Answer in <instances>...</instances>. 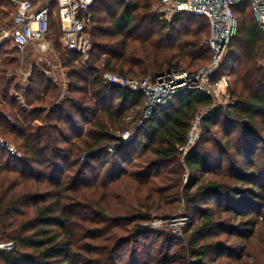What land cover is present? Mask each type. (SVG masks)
Masks as SVG:
<instances>
[{
  "label": "trees",
  "instance_id": "16d2710c",
  "mask_svg": "<svg viewBox=\"0 0 264 264\" xmlns=\"http://www.w3.org/2000/svg\"><path fill=\"white\" fill-rule=\"evenodd\" d=\"M158 1L95 0L86 67L77 54L62 49L57 6L50 4L48 36L59 47L67 75L62 98L59 84L31 63L24 103L19 102L11 94L15 82L8 72L19 66L20 51L7 42L0 45V135L17 147L14 156L0 150V234L14 244L13 250L0 252V264H83L78 259L86 255L82 246L109 230L113 246L86 264H166L173 260L168 258L171 240L155 259L158 240L150 235L157 232L141 231L139 222L152 219L148 213L171 218L177 209L172 204L181 200L189 221L198 217L176 251L181 262L245 264L252 259L257 264L246 248L252 231L245 226H264V149H258L264 143V67L259 64L264 32L248 2L233 6L238 25L219 72L234 77V103L226 105L231 112L219 107L208 114L199 139L183 155L180 148L195 114L211 105L208 95L183 89L136 128L144 96L103 79L105 71L142 79L195 70L210 61L211 52L203 46L207 19L187 13L159 19L152 11ZM14 11L10 0H0V26L10 25ZM25 50L35 56L33 47ZM128 130L132 137L121 141ZM185 174L189 179L183 183ZM122 184L132 187V195L112 208L113 189ZM130 223L133 227L125 230ZM116 225L124 229L113 232ZM122 231L126 236L116 239ZM222 232L228 238L236 233L245 243L230 246L228 240L213 239V233ZM126 244L124 261L118 249Z\"/></svg>",
  "mask_w": 264,
  "mask_h": 264
},
{
  "label": "built area",
  "instance_id": "2783aa9c",
  "mask_svg": "<svg viewBox=\"0 0 264 264\" xmlns=\"http://www.w3.org/2000/svg\"><path fill=\"white\" fill-rule=\"evenodd\" d=\"M10 1L15 4V11L10 25L0 26V45L7 42L20 52L28 46L33 47L36 55L34 63L43 64V66L46 64L47 66L43 68L44 74L59 83L55 69L60 65L58 67L53 62L57 56L54 43L48 36L50 15L54 13L50 4L55 3L62 49L68 54H77L80 65L87 66L92 48L91 8L95 0H46L41 4H33L29 0ZM243 2L249 3L258 27L264 32V0H159L152 8L159 19L170 21L179 13L203 16L207 19L210 33L203 41V46L211 52L210 61L192 71L169 70L155 76L147 75L142 79L126 78L109 71L103 73V79L106 82L127 87L132 92H138L144 96L145 116H149L157 107L169 104L174 94L183 89H196L211 98V105L198 110L191 122L185 144L180 148L183 155L199 138L198 128L208 114L219 107H224L231 112L226 105L234 103L230 91L233 76L219 74V72L227 57L228 46L236 29L233 6ZM259 64L264 67V59ZM60 69L65 72L63 68L60 67ZM62 82V85L66 84L65 80ZM141 122L142 119L137 122L136 128L143 124ZM121 137L123 141H127L132 137V133L129 130L124 131ZM0 150L11 156L17 154V147L1 135ZM107 150L111 153L114 151L112 148ZM81 159L84 161L85 155ZM13 249V242L4 240L0 234V252Z\"/></svg>",
  "mask_w": 264,
  "mask_h": 264
},
{
  "label": "rangeland",
  "instance_id": "374dc122",
  "mask_svg": "<svg viewBox=\"0 0 264 264\" xmlns=\"http://www.w3.org/2000/svg\"><path fill=\"white\" fill-rule=\"evenodd\" d=\"M236 16L238 18V13L236 14ZM237 25H238V20H236V29H237ZM236 29H235L234 35L236 34ZM209 33H210V26L208 27V36H209ZM55 43H54V47H55V51H56V56L57 57L55 58V61H53V62H55V64H57L58 67L60 65V67L63 68V63H62V60H61V57H60L61 56L60 55V50H59V47H57V44L55 46ZM27 52H28L27 50H23L22 52H20L21 55H20V53H18V56H19V67H20L21 71H25L24 67L30 68L31 67L30 66L31 63L35 62L34 60L36 58V55L35 56L32 55V54L27 55ZM23 64H24V67H23ZM40 65H43V64H38V65H35V66L39 67ZM44 66H47V65L44 64ZM40 67H42V66H40ZM60 67L56 68L55 71H56V76L59 79V83H58L59 84V88L61 89V91H60L61 94H60L59 98H62V96L64 95V90H65L66 85H67V75H66V72H63L60 69ZM63 70H64V68H63ZM188 71H192V70H188ZM232 78H233L232 80H234V77H232ZM63 80H65V82H66L65 85H62L63 84V82H62ZM232 84H233V81H232ZM152 113L153 112H151V114ZM149 116L148 115L145 116L144 109H143L142 110V116H141L142 117L141 118L142 119L141 124L144 123L145 121H147V119H149ZM201 124H200V126L198 128V131H197L198 135H200V132L202 130V127H201L202 125ZM220 124L221 123H219L218 127H220ZM215 129H217V127H215ZM129 132L132 133L133 131L130 130ZM218 133L219 132L217 131V134ZM122 134H121V136H122ZM218 135H220V134H218ZM7 140L15 145V143L12 140H10V139H7ZM123 140L124 139L121 137V141H123ZM258 149L259 150L264 149V143L260 142V144L258 145ZM224 162L225 163L227 162L225 164V167H226L227 164H228V161H227L226 157H225V161ZM96 163H97V161H96ZM239 166H241V165L239 164ZM260 166H261V168H264V166H262V163H260ZM248 171L251 172L252 170L249 169ZM212 177L214 179H219L220 178L218 175H212ZM188 179H189V175L185 174L184 178H183V183L188 181ZM225 180L229 181L228 178H225ZM95 192H96L97 198H99V196L102 193V189L97 187L95 189ZM130 195H132V187L131 186H127V185L122 184V185L114 188L113 189L112 201L110 203L112 205V208H115L116 207V203L121 201L122 198L128 197V196L130 197ZM171 198H173V197H171ZM183 204L184 203H183L182 200L181 201H176V202H174L172 204L175 207H177V209H176L174 215L171 218H168V219L164 218L163 219L162 217H155L154 216L155 214H153V213H148L149 216L152 219H150L148 221H140L139 222V224L141 226L138 229H141V231L143 229L145 231L152 230L154 232H157L156 236L154 234L150 235L151 238H153L155 240H158L156 242V244L153 246V249H152V254L156 255L155 259L156 258H160V256H163V254L165 252V250H164V244L165 243L164 242L167 241V240H171V242H172L171 243V248H170L171 250H170L168 258H170V259L173 258V260L170 261V262H167L166 264H184L183 262H181L180 259L177 258L178 255H177L176 251H179L178 248L183 244V242H184L185 238L188 236V234H190L189 230L193 227V224H196V222L198 220V217H193L192 221H189V211L185 210ZM210 206L213 209L216 208V206H214L213 204L210 205ZM222 218L226 219V215L223 214L221 219ZM247 219L248 218H244L243 222H246ZM191 223H193V224H191ZM102 226H104V223H102V222L99 223V228L102 227ZM130 226L133 227V224L130 223L128 225H125V228H127L125 230H129ZM245 227L248 228L247 230L252 231V233L250 234L251 241H248L246 243H245V240H243L240 237H238V235L236 233H234L230 238H228V235H226V233H224V232H222L220 234L219 233H217V234L213 233L212 236H213V239L217 238V240H220V241L228 240L229 241L228 244L230 246H232V245L233 246H235V245L239 246V245H241V244L243 245L245 243L246 244V248L249 251V253H248L249 256H251L254 253L253 255L256 256L257 264H259L260 260H264V257H262V256H264V226L261 225L260 227L256 226L254 228V227H248V225H246ZM123 229H124V226H120L119 227V225H116V227H113L112 231L113 232L114 231H120V230H123ZM110 234H111V230H109L106 233H104V235L102 237H99V239L97 241H89V244L82 246V248L80 250L82 252H85L86 255H85L84 259H80V257H79L78 258L80 260L79 262L80 263L83 262V264L90 263L93 258L96 259L98 257H99V260H100L102 255L104 254L105 248L108 246V244L113 246L111 238L108 237V236H110ZM122 236H126L124 231L119 232L115 238L118 239V238H120ZM162 239H163V243H162ZM161 243H162V246L158 249V251H156L157 246L160 245ZM129 246L130 245L126 244V245H123L121 248L118 249L119 255L122 257V259L124 261H126V259L128 257V255L125 254V253H127ZM250 253H251V255H250ZM249 258L250 257H248V259ZM251 261H252V259L248 261L249 263L246 262L245 264H251ZM252 264H254V263H252Z\"/></svg>",
  "mask_w": 264,
  "mask_h": 264
},
{
  "label": "crops",
  "instance_id": "0c3cea01",
  "mask_svg": "<svg viewBox=\"0 0 264 264\" xmlns=\"http://www.w3.org/2000/svg\"><path fill=\"white\" fill-rule=\"evenodd\" d=\"M37 3L41 4L43 2H41L40 0H38L34 4H37ZM16 58L19 60V56L18 57L16 56ZM33 65H36V64L33 62ZM41 66L42 67L39 66L38 68L42 71V73H44L43 72L44 66L43 65H41ZM23 67H24V64H23ZM24 68H25V71H21L20 67L17 66L13 70H11V71L8 72V75L11 78H14L13 80L15 82V85L12 87L11 94H13L15 97H17L18 100H19V102H21V103H24L23 92L27 88V86H29V79L31 77V70H32V67H30V68L24 67ZM64 71H65V69H64ZM46 77L49 80H51L53 83H56L50 77H48V76H46ZM56 84H58V83H56Z\"/></svg>",
  "mask_w": 264,
  "mask_h": 264
},
{
  "label": "water",
  "instance_id": "95a60500",
  "mask_svg": "<svg viewBox=\"0 0 264 264\" xmlns=\"http://www.w3.org/2000/svg\"><path fill=\"white\" fill-rule=\"evenodd\" d=\"M166 106V105H165ZM164 107V106H163Z\"/></svg>",
  "mask_w": 264,
  "mask_h": 264
}]
</instances>
